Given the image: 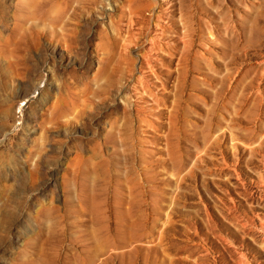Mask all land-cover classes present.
I'll use <instances>...</instances> for the list:
<instances>
[{
  "label": "rangeland",
  "instance_id": "1",
  "mask_svg": "<svg viewBox=\"0 0 264 264\" xmlns=\"http://www.w3.org/2000/svg\"><path fill=\"white\" fill-rule=\"evenodd\" d=\"M0 264H264V0H0Z\"/></svg>",
  "mask_w": 264,
  "mask_h": 264
},
{
  "label": "bare ground",
  "instance_id": "2",
  "mask_svg": "<svg viewBox=\"0 0 264 264\" xmlns=\"http://www.w3.org/2000/svg\"><path fill=\"white\" fill-rule=\"evenodd\" d=\"M13 44V43H12Z\"/></svg>",
  "mask_w": 264,
  "mask_h": 264
}]
</instances>
